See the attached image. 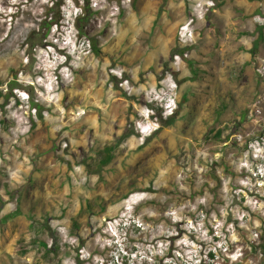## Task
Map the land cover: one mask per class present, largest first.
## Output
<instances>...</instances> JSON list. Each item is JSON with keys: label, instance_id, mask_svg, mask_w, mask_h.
I'll return each instance as SVG.
<instances>
[{"label": "rangeland", "instance_id": "rangeland-1", "mask_svg": "<svg viewBox=\"0 0 264 264\" xmlns=\"http://www.w3.org/2000/svg\"><path fill=\"white\" fill-rule=\"evenodd\" d=\"M50 1L0 0V264H264V74L152 57L137 0H90L88 36L59 0L53 44L31 57ZM17 70L27 88L3 108Z\"/></svg>", "mask_w": 264, "mask_h": 264}, {"label": "crops", "instance_id": "crops-1", "mask_svg": "<svg viewBox=\"0 0 264 264\" xmlns=\"http://www.w3.org/2000/svg\"><path fill=\"white\" fill-rule=\"evenodd\" d=\"M136 4L141 23L150 25L145 34L153 44L152 57L164 59L175 50L182 56L183 69L192 65L193 70L196 65L204 75L215 71L225 79L229 74L252 76L255 60L264 57V20L259 19H264V0H218L217 8L198 21L195 41L190 45L178 39V29L188 12L184 0H137Z\"/></svg>", "mask_w": 264, "mask_h": 264}, {"label": "trees", "instance_id": "trees-1", "mask_svg": "<svg viewBox=\"0 0 264 264\" xmlns=\"http://www.w3.org/2000/svg\"><path fill=\"white\" fill-rule=\"evenodd\" d=\"M50 4H47L45 6V12L44 15L37 21V26L30 32V34L27 37L28 47L30 51V55L32 57V54L34 52V49L38 46H49L53 43L48 41L47 38L51 33V30L53 27L58 26L61 24V21L63 20L62 12V5L64 4L63 1L59 0H51ZM76 5L80 8V13L76 14L74 23L76 25L78 34L80 36H88V26L91 21V19L97 14V11L94 10L91 6L90 0H75ZM133 4L135 5V0H133ZM92 47L93 51L96 54H100V48L97 45V42L95 39L92 40ZM34 66V63H31L27 67H25L26 71L31 70V68ZM22 70V69H21ZM11 72H14L15 70L13 68L10 69ZM17 73L14 74L12 80H9L8 83V89L4 93L5 96V103H3V108L10 103L11 97L15 96V90L16 89H25L27 88L23 83H21L18 79V70ZM113 80V79H112ZM3 82L0 81V85H2ZM118 87V86H117ZM33 106L38 107L39 105L35 102L32 103ZM125 137L129 135V133L125 130ZM115 149L114 145H106L104 149L100 152V155L98 159L96 160V166L103 167L112 160L113 158V151ZM20 214V211L17 210L16 212H13L5 217V219L14 218ZM77 224V223H76ZM44 246H47V243L42 242ZM57 246V244H56ZM22 250L25 249L24 245H21L20 247ZM58 246L56 247L57 250ZM51 250V248H49ZM53 250V249H52ZM210 256L213 258L214 253L210 251Z\"/></svg>", "mask_w": 264, "mask_h": 264}, {"label": "built area", "instance_id": "built-area-1", "mask_svg": "<svg viewBox=\"0 0 264 264\" xmlns=\"http://www.w3.org/2000/svg\"><path fill=\"white\" fill-rule=\"evenodd\" d=\"M192 2V11L186 21L181 24L178 31V39L181 43H193L195 41V33L197 30V23L201 19H205L218 6V0H189ZM255 70L259 74H264V57L259 59ZM169 90L159 97L163 104L166 115H172L177 109V95L176 86L170 85ZM151 126V125H150ZM151 130V127H150Z\"/></svg>", "mask_w": 264, "mask_h": 264}]
</instances>
